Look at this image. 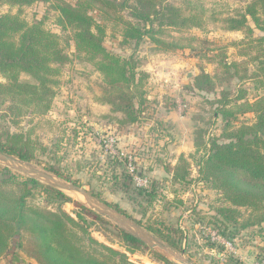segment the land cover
Returning <instances> with one entry per match:
<instances>
[{
  "label": "trees",
  "instance_id": "16d2710c",
  "mask_svg": "<svg viewBox=\"0 0 264 264\" xmlns=\"http://www.w3.org/2000/svg\"><path fill=\"white\" fill-rule=\"evenodd\" d=\"M38 1L45 0H0V5L22 9ZM181 1L189 13L183 5L166 0H78L74 4L61 0L54 4L62 30L70 31L69 39L74 41L77 51L85 53L100 72L105 91L103 100L114 110L124 113L121 124L140 120L146 102L147 74L139 72L141 58L136 53L124 56L108 49L105 27L91 12L99 10L115 14L117 9H128L135 22L126 23L122 42H134L137 48L146 38L157 50L168 52L184 48V40L198 39L180 36L169 41L170 31L182 32L194 27L211 30L219 21L216 8L220 4L215 0ZM262 17L264 0H252L235 15L224 19L225 28L251 32L254 29L250 21H253L257 28L264 30ZM260 40L263 41L264 36ZM69 60L60 35L45 28L43 21L30 24L19 14L1 15L0 75L5 81H0V108L7 107L6 116L19 119L27 113L45 115L51 111L57 95L54 88L57 76L61 65ZM261 62L259 71L250 75L252 79L264 76V61ZM222 63L228 69H235L232 74L228 72L225 79L237 77L244 81L249 76L248 68L240 74L239 63L229 64L226 60ZM195 79L197 89L215 92V78L210 73L202 71ZM257 82L264 85V79ZM221 94L219 99L210 102L217 104L214 116L222 119V133L208 140L200 134V140L195 142L197 150L205 152L200 160V180L221 193L223 204L214 210V214L219 222L216 224L225 225L222 229L219 227L223 235L234 239L249 229L255 230L264 241V94L249 99L242 86L235 92L222 90ZM247 113L255 114L253 122L242 121L240 116ZM37 149V142L30 134L12 132L0 120V151L32 162L37 158ZM191 165L190 158L181 154L175 164H166L164 169L173 184H189ZM51 170L61 177L60 173ZM114 181L115 188L128 193L134 190L136 196L130 192L132 197H148L149 202L161 185L160 181L153 180L148 188L134 189L133 177L127 171L117 174ZM70 201L71 197L65 192L0 165V255L13 246L24 248L27 240L31 247L29 252L39 264H131L125 253L98 242L91 235L84 212L102 223L109 221L77 201L75 204L81 212L77 218L71 216L63 209V204ZM53 205L56 210L52 209ZM147 229L174 249L178 248L171 235L160 228L149 226ZM120 234L133 248H142L143 242L126 229L120 228ZM258 249V255L262 257L264 247ZM152 256L171 263L155 251ZM229 260L231 264H243L234 256Z\"/></svg>",
  "mask_w": 264,
  "mask_h": 264
},
{
  "label": "rangeland",
  "instance_id": "374dc122",
  "mask_svg": "<svg viewBox=\"0 0 264 264\" xmlns=\"http://www.w3.org/2000/svg\"><path fill=\"white\" fill-rule=\"evenodd\" d=\"M57 1L61 0L38 1L22 9L12 8L7 4L0 5V16L13 13L19 14L30 24L43 21L45 28L60 35L61 44L70 57L68 62L61 65L58 82L54 86L57 95L47 114L27 113L19 119H11L6 116L7 107L0 108L3 125L12 132L28 133L37 142V158L32 162H23L62 180L79 184L101 199L119 206L147 231L149 226L160 228L171 235L178 248L174 249L158 235L149 232L195 264H231V256L240 260L236 246L247 251L248 248L244 246L252 244V237L257 233L247 229L233 242V239L220 232L219 227L222 229L225 225L216 224L219 222L214 210L223 204L221 193L200 180V160L205 152L203 149L197 150L195 142L200 140V134L203 139L208 140L222 133V119L214 116L217 104L210 102L212 99H219L222 90L235 92L242 86L249 99L264 94L263 83L257 82L264 79V76L253 79L250 77L259 71L261 61H264V40H260L264 36V30L250 21L254 29L251 32L229 31L224 22L226 17L235 15L252 0H215L220 6L216 8L219 21L214 28L206 31L197 27L182 32L170 31L173 36L167 37L169 41L180 36H196L198 39L191 42L184 40V48L168 52L157 50L146 38L137 48L134 42H122L126 23L135 22L128 9H117L115 14L99 10L91 12L105 27V44L108 49L124 56L136 53L141 58L139 72L147 74L143 112L140 120L131 124H121L124 113L114 110L111 104L103 100V78L88 60V56L77 51L74 41L69 39L70 31L64 32L58 24L59 13L54 7ZM65 1L74 4L78 0ZM119 1L122 0H116ZM166 1L183 5L185 12H190L181 0ZM224 60L229 64L239 63L241 75L245 73L244 68H248L249 76L244 81L237 77L225 79L228 72L232 74L235 69L224 66ZM202 71L215 78V92L208 93L195 87V77ZM190 72L192 75L188 76ZM0 81H5L1 75ZM169 110H174L180 118L186 116L177 123L178 128L172 126L175 119L165 117ZM240 117L242 121L251 123L255 114L247 113ZM196 131L202 133L198 134ZM179 142L182 146L183 143L188 146L181 154L188 156L192 164L189 184H173L169 173L164 169L166 164H175L180 157L181 154H177L173 147ZM121 150L133 154L137 164L136 173L148 180L145 184H140L133 178L134 189L148 188L153 180L161 182L152 202L147 200L148 197H132L131 190L128 193L114 187L117 174L127 171L132 175L124 159L118 156ZM0 165L27 176L4 163ZM51 169L60 173L61 177ZM65 193L72 201L64 203L63 209L77 218L81 209L75 201L86 205L82 202L83 197ZM132 195L136 196L135 193ZM52 209L56 210L55 205ZM84 214L90 224L88 228L91 235L98 242L125 253L131 264H168L153 257L152 251L155 250L144 243L140 249L133 248L120 234V228H125L115 221L99 213L109 221L108 224L102 223L92 215ZM210 229L217 230L221 236L232 241L235 247L212 240L207 234ZM25 244L24 248L13 246L0 255V264H39L30 254L31 247L27 240Z\"/></svg>",
  "mask_w": 264,
  "mask_h": 264
},
{
  "label": "water",
  "instance_id": "95a60500",
  "mask_svg": "<svg viewBox=\"0 0 264 264\" xmlns=\"http://www.w3.org/2000/svg\"><path fill=\"white\" fill-rule=\"evenodd\" d=\"M192 72L188 73L191 76ZM0 163L11 167L12 169L23 173L29 177L47 183L48 185L64 192H70L78 197H83L82 202L90 206L100 214L106 216L107 218L115 221L116 223L123 226L130 233L135 235L140 239L145 245L158 252L160 255L165 257L173 264H195L190 259H188L184 254L176 252L173 248L169 247L161 240L152 235L144 227H142L135 219L131 218L126 213L122 212L118 208L114 207L107 201L101 199L94 193L83 188L79 184L74 182H69L58 178L57 176L34 168L30 165L25 164L19 158L9 155L5 152L0 151ZM20 264V263H19ZM28 264H35L29 262Z\"/></svg>",
  "mask_w": 264,
  "mask_h": 264
},
{
  "label": "crops",
  "instance_id": "0c3cea01",
  "mask_svg": "<svg viewBox=\"0 0 264 264\" xmlns=\"http://www.w3.org/2000/svg\"><path fill=\"white\" fill-rule=\"evenodd\" d=\"M165 117L167 118H170L171 120L175 119V124L173 122V125L172 126H175V128H178L177 127V123L180 122L181 118L183 119L184 117L186 116H183V117H179L175 114L174 110H169L167 112V114L165 115ZM174 117V118H172ZM188 143V142H187ZM174 149H175V152L177 151V154H181L183 152H185V149L188 147H186V145L183 143V146L181 144V142H179L178 144H175L174 146ZM174 163V162H173ZM238 240V238H237ZM236 241V238L233 239V242ZM232 242V243H233ZM252 244L248 245V246H244L246 248H248L247 251L245 250H240L238 248V246H236L237 248L236 249V252H238L239 254V258L240 260L243 261V264H255L257 262V260L260 258L259 255H258V252H259V249L258 247H264V241L261 240V238H259L257 235H254V237L252 238V241L250 242ZM233 246L235 247V244L233 243Z\"/></svg>",
  "mask_w": 264,
  "mask_h": 264
},
{
  "label": "built area",
  "instance_id": "2783aa9c",
  "mask_svg": "<svg viewBox=\"0 0 264 264\" xmlns=\"http://www.w3.org/2000/svg\"><path fill=\"white\" fill-rule=\"evenodd\" d=\"M118 156L124 159L123 161L128 165V168L129 170H131L130 172H132V176L133 178H135L136 181H138L140 184H145L148 181L146 177H143L140 173H136L137 164L136 159L132 153H126L124 150H121L119 151ZM207 234L214 241L222 242L223 244H226V246L233 245L232 241L221 236L217 230L210 229ZM255 264H264V255L260 257Z\"/></svg>",
  "mask_w": 264,
  "mask_h": 264
}]
</instances>
